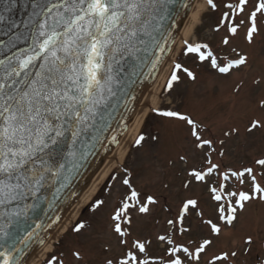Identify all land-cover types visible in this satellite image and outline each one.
<instances>
[{"label":"snow or ice","instance_id":"obj_1","mask_svg":"<svg viewBox=\"0 0 264 264\" xmlns=\"http://www.w3.org/2000/svg\"><path fill=\"white\" fill-rule=\"evenodd\" d=\"M171 3L174 0H30L31 11L22 21V27L13 23L4 33L8 35L14 29H21L9 35L6 41H0V207L5 209L0 211V242L7 244L11 240L14 247L17 241L26 244L32 237L33 233L26 228L21 235V218H26L29 210L44 202L45 189L58 185L53 200L48 202L52 207L61 190L70 182L73 170L79 167V161L86 159L99 142L104 128L108 126L106 111L122 86L125 67L130 63L143 67L141 53L150 48L158 49L161 54L168 50V39L161 33V21ZM248 3L249 0H239L235 5L226 4L231 14L224 13L223 20L234 22L236 16L245 12ZM207 4L216 8L213 0H207ZM14 6L15 0H5V10ZM28 6L25 4L26 9ZM184 6L189 7L187 4ZM257 13L264 15V0H259L248 17L249 42L258 31ZM0 20H3L2 16ZM239 24H244V21L240 20ZM239 24H231L228 31L235 35ZM223 43L229 44L227 37ZM185 45V54L198 53L201 61L210 60L213 68L225 74L233 67L244 65L247 60L240 56L226 66H219L207 44L193 46L185 41ZM162 58V55L155 57L153 68ZM180 69L182 65L175 64L167 85L169 89L173 81H178L176 73ZM183 71L190 78H195L188 69ZM261 104L264 106V101ZM160 114L185 120L191 125L194 148H212L213 141L202 138L192 119L173 111ZM258 124L254 121L249 131ZM142 139H138L137 144ZM207 164L206 170L194 168L189 176L197 182L208 183L216 173L223 181L234 177L241 185L248 180L252 185L251 192L227 191V186L219 181L208 188L211 199L218 204L220 221L231 225L236 219V211L242 210L247 201L264 199V186L257 181L253 168L221 173L217 171L220 165L214 163L210 156ZM256 164L264 168V159L257 160ZM259 174L264 175V172ZM111 179H116L115 174ZM122 183L130 192L112 216L114 231L121 237L126 235L121 224L130 223L126 213L139 201V193L132 188L129 179L122 178ZM225 193L233 199L225 201ZM29 199L32 203H25ZM148 202L155 203L152 197H148ZM103 203L97 201L96 206ZM13 204H22L23 207L8 211V205ZM197 208L196 200H187L177 217L168 220V224L181 235L189 233L191 227L183 226L185 216ZM139 211L145 213L148 208L141 205ZM196 214L201 215L200 212ZM203 223L210 225L213 235L220 234V226L212 220ZM14 225L15 232H9ZM84 227L80 223L73 230L79 232ZM159 240L171 246L167 264H199L201 254L212 244L211 239L205 238L195 250H190L183 244H174L171 237L162 235ZM124 242L121 240V243ZM245 243L250 245L251 238ZM134 247L139 253L145 252V245L139 241L134 242ZM14 250L20 251L19 248ZM73 255L81 258L79 252ZM236 255L235 251L231 253L233 257ZM228 256L227 252L216 255L209 264L227 260ZM0 257H3L0 264H15L6 251H0ZM47 264H64V261L54 255L47 259ZM107 264H113L112 260H108ZM118 264L149 262L147 259L140 260L136 253L128 252Z\"/></svg>","mask_w":264,"mask_h":264},{"label":"rangeland","instance_id":"obj_2","mask_svg":"<svg viewBox=\"0 0 264 264\" xmlns=\"http://www.w3.org/2000/svg\"><path fill=\"white\" fill-rule=\"evenodd\" d=\"M238 2L213 0L216 5L213 9L207 0H201L193 25L186 40L177 46V54L170 62L165 79L158 84L152 98L143 101L146 116L138 136L120 162L114 161L89 204L80 209L78 216L71 220L39 264H47V259L54 255L62 258L64 264H107L108 260L118 264L128 252L138 254L140 260L147 259L149 264H167L171 246L159 240L162 235L190 250H195L205 238L211 239L212 244L201 254L199 264H209L214 256L225 252L229 254L228 259L215 264H264V199L247 201L242 210L236 211L232 224L227 225L220 221L218 204L208 191L219 181L227 186V191L251 192V181L241 185L234 177L223 181L214 173L211 180L204 183L189 176L194 168L206 170L210 156L220 165L217 171L221 173L253 168L257 181L264 186V175L259 174L264 168L256 164L257 160L264 159V106L261 104L264 101V15L257 13L258 31L248 44L245 38L250 27L248 17L259 0H249L244 13L236 16L234 22L226 21V26L244 21L234 36L228 31L229 27L218 28L224 13L231 14L225 5ZM223 37L229 38L227 47L221 46ZM185 41L193 46L206 42L215 51L228 55L226 58L245 55L247 60L229 75L220 77L193 57L198 53L185 54ZM177 63L182 65L176 73L179 79L173 81L169 89L167 85ZM184 68L191 69L195 78H185ZM160 110L189 115L199 124L197 130L202 138L213 141L212 148H194L192 126L185 120L157 114L156 111ZM254 121L259 124L249 131ZM141 137L143 139L137 144ZM112 174L116 179H111ZM122 178H128L132 188L139 193L136 206L126 213L130 223L121 224L126 235L128 231L126 237L115 233L112 219L130 192ZM148 197H152L155 203H149ZM189 199L196 200L198 208L186 214L183 226H190L191 231L181 235L168 224V220L175 219L183 203ZM232 199L224 194L225 201ZM97 201L104 203L97 207ZM141 205L147 206L148 211L141 213ZM207 220L220 226L218 236L211 233L210 225L203 223ZM80 223L85 227L79 232L74 231ZM249 237L252 240L250 245L245 243ZM121 240L125 242L121 243ZM136 241L145 245L144 253L134 247ZM233 251L237 253L235 257L231 256ZM74 252H79L81 258L77 259Z\"/></svg>","mask_w":264,"mask_h":264},{"label":"water","instance_id":"obj_3","mask_svg":"<svg viewBox=\"0 0 264 264\" xmlns=\"http://www.w3.org/2000/svg\"><path fill=\"white\" fill-rule=\"evenodd\" d=\"M195 2L196 0H174V3L167 6V12L163 13L164 19L161 21V33L163 37L168 39V44L166 45L168 50L161 54L158 49L150 48L147 52L141 53L144 60L143 67L138 68L131 63L125 67V71L122 74V86L118 90L117 97L110 102L111 106L106 111V123L108 126L104 128L99 142L90 150L86 159L79 161V167L73 170L70 182L61 190L52 207H49L48 202L53 200V193L58 185L45 189L43 192L46 198L44 202L34 210H29L26 218H21L19 225L21 235H24V229L26 228L33 233L32 237L26 244L17 241L14 247L11 240L7 244L0 242V251H6L10 254L15 264H29L31 262L40 250L37 253L35 252L47 241L64 216L66 215L64 220L69 216L104 169L114 150L118 147L121 138L128 131L130 123L143 103L142 101L145 100L150 88L157 80L161 67H163L172 45L177 35L181 32ZM4 3L5 0H0V16L3 17V20H0V41H6L9 35L20 31L21 29L17 28L13 32H9L8 35H4L13 23L21 24L22 27V21L27 18L31 11L30 0H15V6L10 10H5ZM25 4L29 5L27 9ZM186 4L189 7H185L184 5ZM161 55L163 57L162 61L153 68L152 62L155 57ZM113 137H115V141H113ZM69 167H71V164H69ZM25 203L30 204L32 201L29 199ZM17 207H23V205H8L7 210L11 211ZM71 207L72 209L70 210ZM4 210V208L0 207V211ZM69 210L70 212L67 213ZM64 220L58 225L56 230ZM37 225H40V227H37ZM15 228L16 225L10 228L9 232L14 233ZM15 248H19L20 251H15ZM2 260L3 257H0V262Z\"/></svg>","mask_w":264,"mask_h":264},{"label":"bare ground","instance_id":"obj_4","mask_svg":"<svg viewBox=\"0 0 264 264\" xmlns=\"http://www.w3.org/2000/svg\"><path fill=\"white\" fill-rule=\"evenodd\" d=\"M202 5L201 0H196V3L194 4L192 8V12L189 15V17L186 19L181 32L177 35L176 40L174 41L171 51L169 53V57L166 59V62L164 63L160 75L158 79L156 80L155 84L149 91L148 95L146 96L145 100L147 101L149 98H152V93L154 90H156V87L158 84L163 82L165 79L167 73L170 70V62H172L177 54V46L184 40H186V35L188 31L191 29L193 25L194 18L196 16V13L198 11V8ZM144 100V101H145ZM143 105V103H142ZM140 106V110L137 111L135 117L133 118L132 122L130 123L128 127V131L124 134L122 139L119 142L118 147L114 150L113 154L111 155L109 161L107 162L104 169L101 171V173L98 175V177L95 179V181L92 183V185L89 187V189L86 191V193L83 195V197L80 199V201L77 203V205L74 207V209L71 211L69 216L64 220V222L59 226V228L54 232V234L50 237V239L46 242V244L40 249V251L36 254V256L31 260L29 264H39L44 258V255L49 252L51 249L53 243L57 241V238L60 237L64 230L68 227L72 219H75L79 211L82 207L89 204L92 197L96 194V191L99 188V185L105 181L107 178L110 167L115 162H120L122 156L124 155L127 148L130 146L132 142L136 139L138 136L143 120L146 116V111L144 110L143 106Z\"/></svg>","mask_w":264,"mask_h":264},{"label":"flooded vegetation","instance_id":"obj_5","mask_svg":"<svg viewBox=\"0 0 264 264\" xmlns=\"http://www.w3.org/2000/svg\"><path fill=\"white\" fill-rule=\"evenodd\" d=\"M223 27V25H219V29H221ZM225 27V26H224ZM227 27H229V26H226V28ZM222 30V29H221ZM234 36V35H233ZM224 38L225 37H223L222 38V41H221V46L222 47H227V45H229V44H227V45H225L224 43H223V40H224ZM228 40H229V38H228ZM203 44H207L208 45V50H211L212 51V53L214 54V56L217 58V63H218V65L219 66H225V65H227L229 62H231L232 60H234V58H226V57H228V55H224V54H222V53H219V52H217V51H215L212 47H211V45L209 44V43H206V42H203V43H201V45H203ZM201 51H207V50H204V49H201ZM193 57H195V58H199V54L198 55H194ZM202 65L203 64H205V65H208V67H209V69L212 71V72H214L216 75H218V76H220V77H223V75H220V73L221 72H219V70H218V68H213L212 66H211V63H210V60H204V61H201L200 62ZM187 69V68H186ZM188 70L189 71H191V69H189L188 68ZM192 72V71H191ZM185 78H187V79H193V78H190L188 75H187V73L185 72ZM188 76V77H187ZM164 111H168V110H160V111H157L159 114L161 113V112H164ZM161 115V114H160ZM187 117L188 118H190V119H192L189 115H187ZM174 118V117H173ZM193 120V119H192ZM194 121V120H193ZM195 123H196V125H199L196 121H195ZM205 147H207V146H205Z\"/></svg>","mask_w":264,"mask_h":264}]
</instances>
